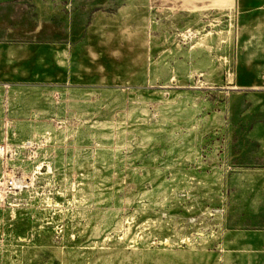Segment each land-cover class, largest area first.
I'll use <instances>...</instances> for the list:
<instances>
[{"label": "rangeland", "instance_id": "374dc122", "mask_svg": "<svg viewBox=\"0 0 264 264\" xmlns=\"http://www.w3.org/2000/svg\"><path fill=\"white\" fill-rule=\"evenodd\" d=\"M233 1L35 0L75 41L0 42V264H264L226 228Z\"/></svg>", "mask_w": 264, "mask_h": 264}, {"label": "crops", "instance_id": "0c3cea01", "mask_svg": "<svg viewBox=\"0 0 264 264\" xmlns=\"http://www.w3.org/2000/svg\"><path fill=\"white\" fill-rule=\"evenodd\" d=\"M176 1L183 5L198 4L197 8L204 2ZM24 2L29 6L35 4V0ZM232 7L235 10L236 29L233 75L235 87L243 88L235 91L238 94L233 97L232 112L237 121L233 125L232 139L234 132L240 133L239 126L243 123L240 136L255 147L249 155L252 161L238 166L230 176V205L242 210V217L245 218L243 225L246 226V229L233 231L264 233V0H234ZM239 26L243 29L242 33L237 34ZM238 98L243 104L241 117L239 111L233 110ZM231 145L234 158L237 145H233L232 141Z\"/></svg>", "mask_w": 264, "mask_h": 264}, {"label": "water", "instance_id": "95a60500", "mask_svg": "<svg viewBox=\"0 0 264 264\" xmlns=\"http://www.w3.org/2000/svg\"><path fill=\"white\" fill-rule=\"evenodd\" d=\"M8 0H0V2H4ZM155 4H175L176 0H153ZM6 18V19H5ZM0 15V42H19V43H40V42H51V43H68L70 41V37H66L65 31L55 23L49 21H39L36 26L29 25L27 27H13L6 23L8 16L5 17ZM77 29V32L82 31ZM48 33L49 38L45 39L43 36ZM75 33L73 30L72 37L73 41H75ZM230 85H235L234 75L228 79L227 81ZM238 94L233 91L229 97V124H228V157L227 162L230 168L235 167L233 164V151H232V132L233 125L237 121V117L232 112V103L233 97ZM236 172L235 170H231L227 176V189H229L230 185V176ZM242 210L237 209L234 206L230 205V196L228 198L227 206H226V228L229 230H240L246 229V226L243 225V221L245 220L242 217ZM251 216V215H250ZM235 218L238 219L235 221Z\"/></svg>", "mask_w": 264, "mask_h": 264}, {"label": "flooded vegetation", "instance_id": "af4514ba", "mask_svg": "<svg viewBox=\"0 0 264 264\" xmlns=\"http://www.w3.org/2000/svg\"><path fill=\"white\" fill-rule=\"evenodd\" d=\"M109 0H73L72 7L77 8L76 14L74 13L71 16V25L79 28L83 25L84 18L86 17L87 13L92 9L95 4H107ZM35 11L32 9L31 6L26 4L24 0H8L4 2H0V15L7 17L8 19L6 23L13 27H27L29 25L36 26L37 22L39 21H49L52 23L57 24L60 26L65 33L67 34L66 37H72V33L69 32V28L67 23L63 22L59 17L53 16L48 19H38L35 16ZM6 19V18H5ZM45 39H48L50 36L46 33L43 36ZM243 104L240 98L235 99L233 104V110L235 112H240V117L242 114ZM239 132H243V123L239 126ZM240 133H233L232 144L237 145V148H234L235 157L233 158V164L235 167L234 169L239 168L243 164H248L252 160L250 158V152L255 149L253 144L249 142H245L242 140ZM232 169V170H234Z\"/></svg>", "mask_w": 264, "mask_h": 264}, {"label": "built area", "instance_id": "2783aa9c", "mask_svg": "<svg viewBox=\"0 0 264 264\" xmlns=\"http://www.w3.org/2000/svg\"><path fill=\"white\" fill-rule=\"evenodd\" d=\"M6 151L5 146H0V155H2ZM18 186L17 182L15 180H10L8 183L9 188H16Z\"/></svg>", "mask_w": 264, "mask_h": 264}]
</instances>
